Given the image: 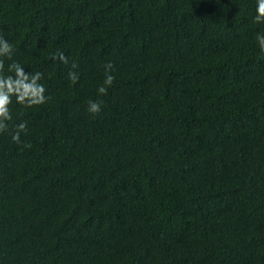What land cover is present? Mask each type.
I'll list each match as a JSON object with an SVG mask.
<instances>
[{
	"label": "trees",
	"instance_id": "obj_1",
	"mask_svg": "<svg viewBox=\"0 0 264 264\" xmlns=\"http://www.w3.org/2000/svg\"><path fill=\"white\" fill-rule=\"evenodd\" d=\"M256 7L0 0L13 45L3 74L13 62L42 72L49 98L13 97L0 134V264H264ZM109 63L115 81L99 96Z\"/></svg>",
	"mask_w": 264,
	"mask_h": 264
},
{
	"label": "clouds",
	"instance_id": "obj_2",
	"mask_svg": "<svg viewBox=\"0 0 264 264\" xmlns=\"http://www.w3.org/2000/svg\"><path fill=\"white\" fill-rule=\"evenodd\" d=\"M255 23H264V0H257L256 15L254 17ZM261 51H264V34H257L256 37ZM13 53V45L8 42L3 36H0V57L7 56L11 59ZM59 59L67 64L68 59L64 53H59L53 57ZM4 61L0 59V134L5 133L10 128V123L13 121V116L10 110V105L15 102L23 105L26 108H32L47 103L48 97L45 95L46 88L40 83L43 79L42 72H26L25 67L18 62L9 64L8 71L14 75H4ZM76 65L73 64V68ZM113 65L111 63L105 66V79L97 89L99 96L107 95L108 88L111 87L115 81L112 75ZM69 79L73 84L79 81V74L76 72H69ZM102 100L89 101L88 112L91 114H99L102 111ZM15 130L12 132V141L21 144V133H27V122L23 121L14 126ZM25 147H30L25 144Z\"/></svg>",
	"mask_w": 264,
	"mask_h": 264
}]
</instances>
